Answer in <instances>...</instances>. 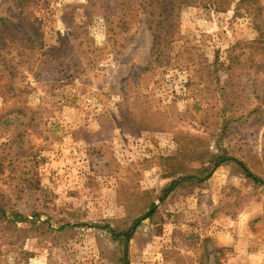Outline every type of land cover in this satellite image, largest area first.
<instances>
[{
  "label": "rangeland",
  "instance_id": "obj_1",
  "mask_svg": "<svg viewBox=\"0 0 264 264\" xmlns=\"http://www.w3.org/2000/svg\"><path fill=\"white\" fill-rule=\"evenodd\" d=\"M120 1L34 0L27 17L0 0V19L44 33L15 83L26 101L0 97V205L30 219L0 213V264H120L100 227L123 226L151 202L157 213L130 241V264H264V184L234 162L204 181L198 172L213 168L202 164L208 153L227 152L264 181V121L253 115L223 134L212 116L213 65L226 79L230 48L257 37L252 19L237 13L240 0L226 12L157 0L166 40L151 64L153 10L122 29L104 18ZM65 223L75 226L59 231Z\"/></svg>",
  "mask_w": 264,
  "mask_h": 264
},
{
  "label": "trees",
  "instance_id": "obj_2",
  "mask_svg": "<svg viewBox=\"0 0 264 264\" xmlns=\"http://www.w3.org/2000/svg\"><path fill=\"white\" fill-rule=\"evenodd\" d=\"M15 1L22 14H25V16L31 14L29 10L34 6L32 5L34 0ZM120 2L122 9L118 8V13L112 10V13L104 15L106 22H111V18L114 17L119 21V26L122 29H128L129 23L135 20L139 11L152 9L156 32L159 35L155 38L154 57L151 64L162 63L163 45H161V42L166 39L159 33L165 20L163 13L159 9L160 2L157 0L154 2L151 0H132L130 4L129 1L124 2L121 0ZM174 2L175 7L202 6L219 12H226L231 7L233 0H174ZM236 10L239 15L252 19L257 37L253 41L238 42L230 48L222 70L225 73L224 75H226V79L222 80L221 75L218 74L217 63L213 65L216 69L214 80L212 81L214 84L212 93L215 99L212 116L218 124H221L222 120L223 128L221 131L223 134H228L231 125L244 124L253 115L256 116L255 120L257 122L264 121V9L260 0H240ZM43 35L41 24L37 28H32L31 33H27L12 26L10 20L0 19V74L6 83L4 89L0 90V97L3 99L19 100L24 98V101H26V95L29 94L28 90L25 87L15 86V83L19 81L22 68L31 62V56L44 47ZM25 111L28 112V108L22 105L16 111L18 117H11L8 122L10 124L15 123L17 119H20V116L26 115ZM30 119L33 120L34 117L31 116ZM208 157L209 159H204L202 164L208 163L213 168L200 169L198 171L200 173V181H204L206 176L209 178L213 169L234 162L239 166L246 178L251 179L256 184H264V181L253 173L244 162L229 156L227 152L221 154L208 153ZM5 169L6 165L3 159L0 158V174L5 173ZM179 183L180 180L172 181L163 189L158 200L164 201ZM157 210L156 203L151 202L144 213L135 216L123 226L112 227L106 224L100 227L118 245L120 264H130L128 255L129 243L143 221L152 218L157 213ZM0 213L11 223L30 220L15 211L8 213L1 205ZM74 226L65 223L60 227L59 231L73 229Z\"/></svg>",
  "mask_w": 264,
  "mask_h": 264
}]
</instances>
